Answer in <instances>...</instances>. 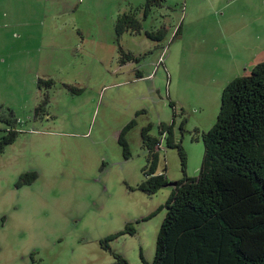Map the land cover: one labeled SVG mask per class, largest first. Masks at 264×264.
I'll return each instance as SVG.
<instances>
[{
	"label": "rangeland",
	"instance_id": "obj_1",
	"mask_svg": "<svg viewBox=\"0 0 264 264\" xmlns=\"http://www.w3.org/2000/svg\"><path fill=\"white\" fill-rule=\"evenodd\" d=\"M147 3L0 0V264L153 261L174 187L140 188L142 130L186 155L167 132L156 174L199 175L224 87L264 60V0Z\"/></svg>",
	"mask_w": 264,
	"mask_h": 264
},
{
	"label": "trees",
	"instance_id": "obj_2",
	"mask_svg": "<svg viewBox=\"0 0 264 264\" xmlns=\"http://www.w3.org/2000/svg\"><path fill=\"white\" fill-rule=\"evenodd\" d=\"M141 26L133 13H122L116 20L118 34L140 32ZM134 125L132 120L123 128L121 140ZM159 130L158 137L150 133V126L142 130L149 164L140 188L148 193L168 184L164 172L156 174L167 132L168 144L180 149L185 164V152L175 143L172 126L160 122ZM203 141L200 173L173 186L155 257L147 264H264V60L224 87L217 120L203 133ZM7 142L0 143V152ZM36 178V171L25 172L19 183ZM116 264L129 263L117 254Z\"/></svg>",
	"mask_w": 264,
	"mask_h": 264
},
{
	"label": "water",
	"instance_id": "obj_3",
	"mask_svg": "<svg viewBox=\"0 0 264 264\" xmlns=\"http://www.w3.org/2000/svg\"><path fill=\"white\" fill-rule=\"evenodd\" d=\"M176 182H172V183H168L166 185H171V186H175Z\"/></svg>",
	"mask_w": 264,
	"mask_h": 264
}]
</instances>
